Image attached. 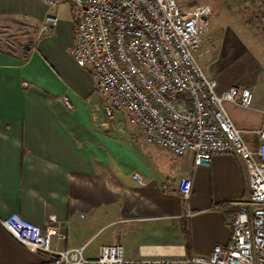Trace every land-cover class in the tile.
Instances as JSON below:
<instances>
[{"label":"crops","instance_id":"crops-1","mask_svg":"<svg viewBox=\"0 0 264 264\" xmlns=\"http://www.w3.org/2000/svg\"><path fill=\"white\" fill-rule=\"evenodd\" d=\"M45 9L42 0H0V24L29 26L28 36L19 39L27 46L19 44L14 51L0 46V215L17 212L43 227L62 222L68 237H55V246H83L86 256L97 255L103 243L123 244L130 258L204 254L216 243L227 244L230 218L250 194L241 156L215 153L209 164L196 165L195 150L178 155L153 144L136 124L124 122L123 111L109 118L96 76L72 53L77 8L57 4V24L40 34ZM232 31L242 45L235 47L229 36L221 44L219 34L217 53L204 68L217 78L219 92L234 84L252 88V107L225 105L256 149L264 60L252 45L264 49V34L247 25L242 33ZM187 173L193 185L185 197L178 185ZM184 218L190 220L186 230ZM0 264L53 261L50 253L27 248L0 223Z\"/></svg>","mask_w":264,"mask_h":264},{"label":"built area","instance_id":"built-area-1","mask_svg":"<svg viewBox=\"0 0 264 264\" xmlns=\"http://www.w3.org/2000/svg\"><path fill=\"white\" fill-rule=\"evenodd\" d=\"M46 9L40 34L58 21L54 7L70 2L77 8L72 53L97 78L109 118L116 110L136 124L142 136L178 155L195 150L196 165L209 164L215 153H236L244 160L250 194L238 202L227 244L216 243L210 255L125 256L121 243H103L86 256L83 246L56 247L54 238L68 233L59 222L41 226L17 212L0 215V223L27 248L52 255L53 264H264V109L253 149L225 105L253 106V90L237 84L218 91V80L204 70L217 53L221 17L210 3L190 7L186 0H42ZM19 32L0 24V46L14 51ZM27 84V82H25ZM69 106H73L66 96ZM133 177L142 183L143 177ZM193 180L180 178L179 192L188 197Z\"/></svg>","mask_w":264,"mask_h":264},{"label":"rangeland","instance_id":"rangeland-1","mask_svg":"<svg viewBox=\"0 0 264 264\" xmlns=\"http://www.w3.org/2000/svg\"><path fill=\"white\" fill-rule=\"evenodd\" d=\"M187 4L192 7L196 4L207 2L211 4L212 12L218 14L221 17V29H220V43L222 44L227 36H229V41L235 47L239 48V44L234 39L235 34H233L232 30L237 29L239 32L243 29V25L251 26L255 29L256 32L264 34V0H186ZM77 11V10H76ZM5 25V24H3ZM14 31L19 32V38L23 40L21 35L28 36L29 26L28 24H18L13 26ZM242 33V32H241ZM29 34L31 32L29 31ZM232 35V36H231ZM236 38V37H235ZM217 49L219 48V41L215 42ZM252 48L254 52L262 61L264 60V49L262 48L261 44H253ZM207 75L208 68H204ZM127 124L133 125L129 121ZM158 145V143H154ZM158 146H161L160 144ZM182 198V197H181ZM182 210H185L186 206V199L182 198ZM232 218H230L231 230H232ZM182 226L184 230L190 228V220L188 218L182 219ZM187 247L192 246L190 237H187ZM190 240V241H189ZM214 247V246H213ZM213 250V248H212ZM212 250L208 253H204V255H210ZM193 255V254H192ZM125 256L128 257V254L125 253ZM130 257V256H129ZM164 257V256H163Z\"/></svg>","mask_w":264,"mask_h":264},{"label":"trees","instance_id":"trees-1","mask_svg":"<svg viewBox=\"0 0 264 264\" xmlns=\"http://www.w3.org/2000/svg\"><path fill=\"white\" fill-rule=\"evenodd\" d=\"M188 236H190L189 231L186 233Z\"/></svg>","mask_w":264,"mask_h":264}]
</instances>
